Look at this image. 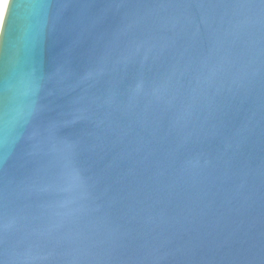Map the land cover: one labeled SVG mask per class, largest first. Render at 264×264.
Returning a JSON list of instances; mask_svg holds the SVG:
<instances>
[{
	"label": "water",
	"instance_id": "1",
	"mask_svg": "<svg viewBox=\"0 0 264 264\" xmlns=\"http://www.w3.org/2000/svg\"><path fill=\"white\" fill-rule=\"evenodd\" d=\"M0 264H264V0H9Z\"/></svg>",
	"mask_w": 264,
	"mask_h": 264
},
{
	"label": "bare ground",
	"instance_id": "2",
	"mask_svg": "<svg viewBox=\"0 0 264 264\" xmlns=\"http://www.w3.org/2000/svg\"><path fill=\"white\" fill-rule=\"evenodd\" d=\"M9 0H0V31Z\"/></svg>",
	"mask_w": 264,
	"mask_h": 264
}]
</instances>
